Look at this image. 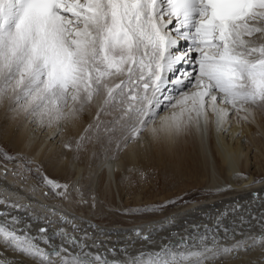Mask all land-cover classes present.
Wrapping results in <instances>:
<instances>
[{"label":"snow or ice","instance_id":"6c2138e0","mask_svg":"<svg viewBox=\"0 0 264 264\" xmlns=\"http://www.w3.org/2000/svg\"><path fill=\"white\" fill-rule=\"evenodd\" d=\"M4 104L25 138L19 151L0 150V264H230L253 250L245 264H264V231L238 232L251 227L243 214L239 224H224L239 204L203 231L193 225L189 235L157 243L162 228H134L122 246L108 247L98 225L60 210L71 203L96 208L91 184L50 175L34 151L40 130L60 139L74 160L98 143L97 167L109 173L129 148L174 151L189 142L205 158L219 148L231 161L221 134L234 123L264 129V0H0ZM86 114L82 133L63 139ZM37 192L59 203H42ZM252 219L264 229V213Z\"/></svg>","mask_w":264,"mask_h":264},{"label":"bare ground","instance_id":"6f19581e","mask_svg":"<svg viewBox=\"0 0 264 264\" xmlns=\"http://www.w3.org/2000/svg\"><path fill=\"white\" fill-rule=\"evenodd\" d=\"M258 119L261 124L264 125V117H258ZM74 128L75 127L71 126L68 127L62 138H72ZM261 132H264V129L258 130L256 126L247 125H244L241 130V126L234 123L227 136L221 134L219 137V142L223 145V148L228 153L232 154L233 159L231 161L225 159L224 154L219 150V148H217L214 156L209 154L207 158H205L201 153V156L204 157L207 166L209 167L208 177L206 180L202 179L205 183L204 188L206 191L202 192L201 190L199 192H195L193 195L186 198L184 203L175 205L164 214H147L144 216L128 215L131 208L127 207L122 196V183L124 178L128 175V169H125L124 163L126 160L130 163H133L134 161L136 162L137 156L141 154L142 151L137 154H133L132 149L129 148L125 152L120 153L118 159L112 163L113 171L111 173H109L107 168H104L101 171L97 167L99 164L98 162V164L95 163L96 165L94 166V169L91 168L92 166L90 169L86 167L88 169L85 171V162L83 163L79 159L74 160L73 153L66 152L62 148L60 139L53 142L48 138L47 133L40 130H37L35 133V143H37L38 148L34 149V151L38 153L37 160L43 165V170L49 174L50 172L51 174L53 173L56 178L64 179L71 176L72 179H79L85 186L91 184L92 190H95L96 187H98V184L96 185V183L100 180L98 178L99 175L97 174H103L106 180L104 185H110V189L113 190L112 192L116 198V206H114L116 208L113 209L115 212L111 211V213L117 215V219L109 218V210H104L101 207H97L92 210L81 208L79 205L78 207H75L74 205L76 204L73 205V203H71L61 205L60 210L69 216H82L84 219L89 220L92 224L98 225L99 229H103L109 234L108 236L98 235L97 237L98 239L104 241L108 247H112L113 245L122 246L127 239L128 233H130L132 229L143 228L147 230L149 226L162 228V231L156 234L157 243H166L169 238L174 239L177 236H182V234L189 235L192 231L193 225H200L201 231H203V225L211 227L218 214L222 213L226 208L234 207L237 204L242 206L239 209V212L237 214H229L231 215V218L236 220L237 224H239L237 219L239 214L248 215L251 213L249 215L252 217L254 215L258 216L259 214L264 213V184L259 182L253 183V180L259 181L262 177H264L263 158L262 160H259V155L264 150V135L260 134ZM238 133L239 135H237ZM0 134L1 138L10 140L13 145L16 143L22 144L20 147H16V151L23 148L25 131L21 128L19 119L15 117L9 107L7 105L5 106V104L0 105ZM0 150H5L1 144ZM85 155L84 153L83 155L81 153L80 157ZM2 163L4 162L0 161V164ZM8 167L11 168L13 165L9 163ZM169 168H171V166H169ZM173 169L175 170L174 166ZM90 172L92 173L91 176ZM9 183H15V181H12L10 177ZM35 183V179H29L30 185ZM226 184L231 185V190H218L217 185H219L220 188H224ZM95 192L96 191H94V193ZM254 193H258L259 198H254ZM35 197L37 200L45 204L59 203L58 201L45 200L40 192L35 193ZM253 220L254 219L250 220L251 227L245 224L242 228H238L237 231H243L245 234L251 235H254L255 233L259 234L264 231L262 228L254 230V227L257 224ZM224 224L225 226H231L225 220ZM85 227H87V225H85ZM89 231L92 232L93 230L89 229ZM242 238L243 237L240 235L236 236V239ZM227 241L224 240L225 243ZM229 242L232 243L234 241L229 239ZM136 247L140 248V245L137 244ZM255 255V250L248 254L241 253L239 258L231 259L230 264H245V262L250 259L254 260Z\"/></svg>","mask_w":264,"mask_h":264},{"label":"rangeland","instance_id":"374dc122","mask_svg":"<svg viewBox=\"0 0 264 264\" xmlns=\"http://www.w3.org/2000/svg\"><path fill=\"white\" fill-rule=\"evenodd\" d=\"M90 119L91 117L86 114L79 126L74 128L72 137H78L82 133L83 128L86 126V123ZM101 119L109 120L111 119V117L102 116ZM0 144L5 150L9 151H16V147H20L22 145L21 143H16L15 145H13L10 140L1 138V134ZM36 148H38L37 143H35L34 145V149ZM100 148L101 147L98 143H91L86 146V151L83 152L84 155H87H85L86 157L83 156L85 160L83 157L79 158L81 162H85V171L88 168L90 169L91 166V168L94 169V166L96 165L95 163H99V161H96L94 154H100ZM142 152L137 156L136 162L134 161L133 163H130L126 160V162L124 163L125 169H128V175L126 176V178H124V181L122 183L123 200L126 202L127 207L131 208V210L153 208L165 204L167 205V207L159 212L130 211L128 212V215L130 214L131 216H144L147 214H164L165 212L169 211V209H172L175 205L184 203L186 198L190 197L195 192H199L201 190L202 192L206 191L204 188L205 183L202 181V179L206 180V178L208 177L209 167L207 166L204 157L201 156L202 154L198 153L195 146L190 142L181 144L174 151L169 150L166 146H155L150 149L149 152ZM263 152L264 150L259 155V160H262L263 158L262 162H264ZM171 164L174 166L175 170L173 169V166ZM169 166H171L172 169L169 168ZM51 175L54 174L52 173ZM98 178L100 179L96 183V185L98 184V187H96L95 190H92L93 193L94 191H96V194L94 193L95 196H97L96 200L98 201L96 208L101 207L104 210H109V218L117 219L118 216L114 213H111V211L115 212V210L113 209L116 208L114 207L116 206V198L112 192L113 190L110 189V185H104L106 180L102 173L99 174ZM74 204L75 203H73V205ZM74 206L78 207L77 204ZM92 210H94V208H92ZM243 215H245L246 220H252L253 216L251 217L249 214ZM224 220L227 221V223H229L230 225H232L234 221V219L231 218V215L225 217ZM253 221H255L257 224L255 225L254 230L261 229V226L257 222V220L254 219ZM221 235H223L222 232ZM254 235H256V233ZM182 236L186 235L182 234ZM227 240H225L227 241L226 243L229 242V239Z\"/></svg>","mask_w":264,"mask_h":264}]
</instances>
